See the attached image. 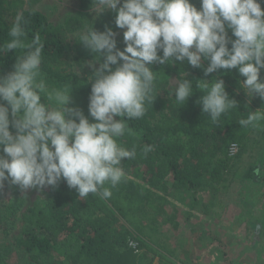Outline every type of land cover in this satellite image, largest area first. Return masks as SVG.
<instances>
[{
    "label": "clouds",
    "instance_id": "9594fccd",
    "mask_svg": "<svg viewBox=\"0 0 264 264\" xmlns=\"http://www.w3.org/2000/svg\"><path fill=\"white\" fill-rule=\"evenodd\" d=\"M108 9L116 13L115 25L124 29L123 50L110 27L97 31L91 23L76 37L96 61L103 58L87 77L91 121L79 107L70 106L69 80L59 86L48 82L42 70L41 35L29 39L23 14L11 22L9 38L0 42V56L10 50L19 56L13 71L0 75V187L5 181L21 190L55 187L63 180L81 198L90 193L110 198L111 188L124 177L122 162L137 156V146L126 147L120 139L133 134L129 121L142 118L156 96L153 64L187 60L202 68L205 76L219 69H238L249 101L254 96L264 100L260 0H200L199 8L191 0H92L91 10L97 16ZM184 76L171 93L177 107L198 88L201 110L212 122L237 109L238 101L229 97L223 79ZM262 121L264 106L249 109L238 120L244 128H255ZM152 150V145L140 146L143 155ZM260 171L258 166L255 172Z\"/></svg>",
    "mask_w": 264,
    "mask_h": 264
},
{
    "label": "trees",
    "instance_id": "16d2710c",
    "mask_svg": "<svg viewBox=\"0 0 264 264\" xmlns=\"http://www.w3.org/2000/svg\"><path fill=\"white\" fill-rule=\"evenodd\" d=\"M79 1L81 10L67 19L66 29L89 27L91 23L97 31H104L106 27L113 31L118 29L114 11H104L93 19L87 11L92 0ZM191 2L200 7V0ZM22 3L23 0H0V42L9 38L8 29L15 16L23 14L28 21L26 30L29 39L40 34L45 42L42 70L48 82L59 86L69 80L73 85L70 106L79 107L91 121L92 117L88 114L91 82H87L85 74L79 72L77 75L78 71L69 69L67 65L70 59L77 64L88 59L95 60L94 54L76 37L72 42L67 41L61 27L53 25L37 9H23ZM260 3L264 9V0ZM227 31L232 37L231 30ZM159 54L162 55V52ZM18 56L17 50L0 56V75L14 70ZM202 63L207 66V61L202 60ZM151 67L157 71L156 96L152 104L147 105L142 118L129 121L133 134H126L120 139L126 147L136 145L137 156L122 162L124 177L116 187L111 188L110 198L91 193L81 198L62 180L55 187L48 186L51 197L46 203L42 204L37 198L19 213L23 199L17 192L11 195L8 202L0 204V231L7 234L20 221L13 242L24 248L34 264H151L152 259L147 261L148 255L140 252V245L151 248L147 239L159 224L168 223L174 229L180 227L181 211L175 202L177 195L185 192L189 196L196 186H210L211 183L204 179L218 172L214 168L216 162L223 164L228 161L224 155L235 138L238 137L239 142L236 157L249 144L255 143L257 147H263L256 149L264 158V129L258 132L261 125L244 128L238 122L246 117L249 109L256 110L241 87L240 82L245 78L238 69H219L205 76L202 68L192 67L187 60L163 65L157 63ZM186 72H192L188 78L184 76L189 80L223 79L229 97L238 101L237 109L212 122L208 114L201 110L202 105L198 101L202 92L198 88H194L185 104L177 107L174 93L169 95V90L165 88L167 77L169 73H174L180 81ZM261 78H264V69H261ZM163 90L165 93H162ZM10 130L15 131L11 125ZM258 133L260 136H257ZM141 145H152L153 150L143 155L140 153ZM258 166L261 169L259 175L255 172ZM261 167L259 161L249 163L242 174L243 179L250 184L264 183ZM192 200L189 205H192ZM253 206L249 209L253 210ZM254 221L249 222V226ZM259 221L261 240L264 242V210ZM132 238L138 241V251L129 244ZM13 251L12 243L1 241L0 264H17L12 260Z\"/></svg>",
    "mask_w": 264,
    "mask_h": 264
},
{
    "label": "rangeland",
    "instance_id": "374dc122",
    "mask_svg": "<svg viewBox=\"0 0 264 264\" xmlns=\"http://www.w3.org/2000/svg\"><path fill=\"white\" fill-rule=\"evenodd\" d=\"M22 8L39 10L53 25L61 27L64 38L69 42H72L88 26L74 30L65 28L67 19L75 16L81 10L79 0H23ZM87 11L93 19L97 16L91 10V7ZM105 11L112 10L108 9ZM114 32L116 33L117 47H123L125 45L123 40L124 29L118 28ZM99 63L96 60L88 59L77 64L70 59L67 67L81 72L88 77L94 70L93 65L98 67ZM190 74L192 72L185 73L187 78ZM167 81L168 83L165 88L169 90L170 95L179 80L174 73H169ZM162 93H165V91L163 90ZM251 104L258 109L264 106V100H261L259 96H254L251 99ZM263 124L264 122H260L259 126H261L258 127V132L263 131ZM257 136H260V134L258 133ZM237 140L238 137L232 142H237L239 147ZM262 141L264 142V139ZM254 144H249L237 157L236 154L239 149L233 156H230L226 150L224 156L228 161L223 162V164L216 162L214 168L218 169V172L213 176H206V182L212 184L208 187V195L215 193L217 198L223 197L225 198L223 202L226 201L222 203V211L218 215H214L213 213L204 214L201 211L194 210L196 212L189 216L188 221L183 222L184 212L185 214L191 212L188 210V206H191L189 205L191 199L189 196L177 195L178 200H175V202L180 207L181 225L177 229L172 228L168 223H162L155 227V231L147 239V244L151 248L141 247L140 245V252L148 255L147 261L152 259L150 260L151 264H200L202 261L201 256H204L205 253H209V256H212L217 250L218 254L223 253L225 261H231L232 264H264V242L261 240V227L259 223L261 212L264 210V183L250 184L242 177L247 165L249 163L253 164L256 161L262 163L261 168L264 171V158H261L262 156L256 149H259L261 146L257 147ZM222 157L220 156V158ZM17 192L20 193L23 199L19 213L28 206H31L37 198L43 204L51 197V191L48 186L21 190L18 186L11 185L5 181L3 187H0V204L8 202L11 195ZM204 194L207 193L205 192ZM242 201L246 203L249 201L250 203L248 204L250 206L254 205L253 210H248L247 207L244 208ZM212 207L216 209L215 204ZM19 213L17 215L18 219ZM252 220L255 221L251 227L249 226V222ZM253 226H256L258 230H251V228H254ZM19 227L20 221L17 222L16 226L9 233L6 234L0 231V242L8 241L12 243L14 248L12 260L17 264H34L24 248L13 242L15 235L19 231ZM202 227L208 230H216L217 234L201 235L199 231ZM248 227H250L249 231L246 230ZM135 242L138 241L135 240ZM207 259L209 260L210 258ZM142 264H146V262Z\"/></svg>",
    "mask_w": 264,
    "mask_h": 264
},
{
    "label": "crops",
    "instance_id": "0c3cea01",
    "mask_svg": "<svg viewBox=\"0 0 264 264\" xmlns=\"http://www.w3.org/2000/svg\"><path fill=\"white\" fill-rule=\"evenodd\" d=\"M204 181L206 182V179H204ZM210 185H212V184H210ZM199 186H196L197 188H195L194 190H191L189 192V197L191 199H193L192 200L193 203L191 206H188V210H190L191 212H188L187 214H185V212H184L185 216L183 218V222L188 221L185 219V217H187V219H188L190 215H192V214H194V212H196L194 210L201 211V213H204V214L213 213L214 215H218L220 213V211H222V209H221L222 203L226 202V201L223 202L224 201L223 199H225V198H223V197L217 198V196H215V193H211L208 195L207 190H208L209 186H201V187H199ZM203 192L204 193L206 192L207 194H204ZM179 193H180V195L186 194L185 192H182V193L179 192ZM242 202H243L244 208L247 207L248 210H251V209H249V206H250L248 204V203H250L249 201H248V203H246L245 201H242ZM213 204H215L216 209H213V207H212ZM223 210H224V208H223ZM249 229H250V227L246 228L247 231H249ZM253 229L254 228H251V230H253ZM254 231H255V229H254ZM199 232L201 233V235L202 234H211V235L217 234L216 230H208L204 227L200 228ZM210 251H211V249H210ZM222 254H218L217 250L212 256H209V253L208 254L205 253L204 256H201L202 261L200 262V264H232L231 261H228V260L225 261ZM215 257H217L216 260H215ZM207 258H210V259L208 260Z\"/></svg>",
    "mask_w": 264,
    "mask_h": 264
},
{
    "label": "built area",
    "instance_id": "2783aa9c",
    "mask_svg": "<svg viewBox=\"0 0 264 264\" xmlns=\"http://www.w3.org/2000/svg\"><path fill=\"white\" fill-rule=\"evenodd\" d=\"M239 147H238V144L237 142H231L227 148V152L230 156H233L237 153ZM129 244L131 245V247L135 250V251H138V247H137V242L131 240L129 242Z\"/></svg>",
    "mask_w": 264,
    "mask_h": 264
}]
</instances>
